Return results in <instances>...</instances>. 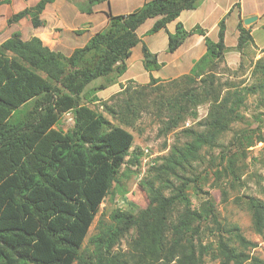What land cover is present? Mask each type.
I'll list each match as a JSON object with an SVG mask.
<instances>
[{"label":"trees","instance_id":"16d2710c","mask_svg":"<svg viewBox=\"0 0 264 264\" xmlns=\"http://www.w3.org/2000/svg\"><path fill=\"white\" fill-rule=\"evenodd\" d=\"M54 1L39 0L16 12L10 21L29 16L34 27L45 26L41 13ZM106 1L110 0H87L81 10L92 13L94 5ZM200 2L145 0L131 12L110 13L108 23L70 55L51 48L37 35L23 39L20 31L0 42V264H207L208 256L218 264H264L249 252L256 243L238 225L219 220L212 198L199 210L187 193L193 180L185 172L200 161L201 148L215 145L231 122L239 119L247 93L264 94V48L253 65L257 83L243 88L234 85L224 94L218 88L217 69L228 49L226 16L219 23L217 41L206 29L187 30L180 21L175 32L168 31L169 22ZM9 3L0 0V6ZM234 7H239L238 1ZM154 17L149 33L165 29L168 52L176 51L194 33L204 36L206 52L188 74L176 80L177 91L154 101L167 132L177 128L190 110L197 116V106L208 102V115L199 122L205 128L183 131L191 140L172 145L162 163L153 167L161 185L145 182L150 192L147 207L137 212L116 209L108 220L100 217L86 242L123 167L138 166L143 154L129 129L89 104L99 101L97 92L127 71V60L139 43L144 67L148 71L161 68L157 55L138 34L139 27ZM237 29L242 64L254 38L242 19ZM97 79L103 82L93 85ZM160 81L150 75L149 84ZM29 101L33 107L28 115L14 120L15 112ZM104 107L121 123L134 125L133 97L119 109ZM67 112L73 113L74 126L64 131L57 125ZM262 138L259 135L258 141ZM248 139L250 146L254 139ZM235 164L229 161L233 173ZM245 198L254 230L264 235V200ZM207 222L219 230L210 242L203 241L202 226ZM124 238L126 247L121 245Z\"/></svg>","mask_w":264,"mask_h":264},{"label":"rangeland","instance_id":"374dc122","mask_svg":"<svg viewBox=\"0 0 264 264\" xmlns=\"http://www.w3.org/2000/svg\"><path fill=\"white\" fill-rule=\"evenodd\" d=\"M70 3H78V0H67ZM144 0H113L111 9L113 13H127L142 5ZM36 0H12L9 4L0 6V42L8 38L14 31H20L24 39H29L44 31V36L50 38V34L44 29L35 28L29 16L20 21H10L12 16L25 8L33 5ZM69 4V3H66ZM52 6V5H51ZM68 6V5H67ZM53 7H49L46 19L58 22L63 29H56L46 44L51 48L60 50L66 55L83 46L90 36L89 31L80 34L81 29L71 30V26L81 22L83 17L76 16L73 11H67L59 21L54 17ZM109 10V9H108ZM251 24V23H250ZM250 24H246L249 26ZM152 26V21H147L138 32L143 35ZM231 26V25H230ZM43 28V27H42ZM45 28V27H44ZM163 33H152L146 35L143 39L149 47L155 51H162L167 46V36ZM257 43L264 44V27L255 33ZM264 48V47H263ZM254 46L246 50L242 64L235 68L229 67L226 60L218 66L217 74L219 77V86L222 94L228 89L249 86L257 83L259 80L253 75L254 62L263 56L262 49ZM259 55V56H257ZM142 43L133 48V54L130 61V73L139 70L140 75H145L142 61L143 58ZM176 78L162 79L153 85L138 82L133 78H117V82L109 85L106 89L97 92L99 101L90 103L94 109L103 112L110 120L121 124L129 129L135 136V146L142 149L140 164L131 169L123 167L118 182H115L110 193L103 201L100 212L97 215L93 225L90 228L86 242L89 237L95 233L97 222L100 217L108 220L110 214L116 209H122L137 212L147 207L150 201L149 187L145 182L154 180L156 185L160 186V179L155 173L154 166L162 163V157L170 152L174 144H184L191 140V136L185 134L188 128L202 131L204 126L199 122L204 120L209 112V103L203 102L197 106V116L192 112L188 113L186 118L180 122L179 126L169 132L165 130L162 121L161 110L156 106L154 98L168 96L177 91L179 87ZM146 78V76H144ZM173 81H175L173 83ZM103 79H97L93 85H98ZM176 85V88H175ZM133 97L136 112L134 114L135 123L133 126H127L121 123L120 119L115 118L106 111L104 105L113 106L119 109V105L125 103L127 98ZM141 98L142 100H140ZM143 106V107H142ZM33 107V102L29 101L21 106L14 114L13 119L19 120L25 118ZM239 119L231 122L230 128L224 131L215 141V145H204L201 150L200 161L194 163L191 171L185 174L193 181L187 189L193 207L201 210L206 204L208 198H212L217 211L219 220L226 225H238L241 232L251 241L256 243L249 252L264 260V235L258 234L252 224V213L246 204V196H256L264 200V94L247 93L245 105L239 111ZM74 126L72 112L63 115L58 128L68 131ZM259 135L262 139L258 141ZM252 136L254 143L248 146ZM240 141L241 145L234 144ZM148 149V152H146ZM236 162L234 173L228 167L229 161ZM203 241L210 242L214 239V234L219 232L211 222L203 224ZM121 245L126 247L127 238L121 241ZM207 264H218L211 256L207 257Z\"/></svg>","mask_w":264,"mask_h":264},{"label":"crops","instance_id":"0c3cea01","mask_svg":"<svg viewBox=\"0 0 264 264\" xmlns=\"http://www.w3.org/2000/svg\"><path fill=\"white\" fill-rule=\"evenodd\" d=\"M38 1L39 0H36V2L33 5H35ZM78 1H79L78 3H70L67 0H55L54 2L48 3L44 11L41 13V18L45 20L46 25L37 28H41V30L45 29L50 34V38H51L52 36H54L53 34L50 33L51 31L55 33L56 29L58 28L63 29V27L58 22L50 21L49 19L44 18L45 14L48 13L49 7L51 8L53 7L52 9L53 15L55 18L58 19V21L62 17H64L67 11H73V13H75L76 16L83 17V19L77 25L71 26L70 29L72 31L81 29L80 30L81 32H79L80 34L89 31L90 33V36L88 37L89 40L90 37L96 31L100 30L108 23L110 13L113 15L123 14V13H113L111 9L112 7L111 3L113 0L94 5L92 13H87L81 10V7L87 6V0H78ZM237 1L239 2V7H234V9H232ZM30 6L27 5L25 7H30ZM224 16H226L225 44L228 47V49L224 54V57L227 65H229V67L235 68L241 62V58H242L241 52L236 48L238 43V36H239L237 25L240 19L243 20L244 26L251 30V34L253 35L254 38L253 47L254 46H258L259 48L264 47V44L257 43L255 37L256 31L264 27V0H201L197 8L190 10H183L180 16L176 20L168 23L167 29L172 33L175 32L176 25L180 21L184 24L187 30H191L196 27H202L206 29L209 36L214 41H217L219 34V23ZM251 16H256L257 19L253 21L249 26H246V24L244 23V19ZM156 19L157 17L149 18L147 21L151 20L153 26ZM144 24H142L140 27H142ZM140 27L139 29H141ZM151 27L143 35H141L138 32L140 38L143 41H144L143 38L146 35L150 34L149 30L151 29ZM155 33L166 34L165 36H167V40H168V33L165 29H161ZM43 34L44 31L40 32L37 36H39L46 44L47 42H49L50 38L48 37L46 38ZM150 50L152 53L157 55V59L159 63L163 64L160 69L148 71L144 67V60H143L142 65L144 71L146 72V74L143 75V77L142 75H140L141 73L140 68L139 70L136 71V73L135 71H133V73L128 74L130 72V69L132 68L129 61L132 57L131 55V57L127 60L128 69L121 77L123 79L133 78L136 79L138 82L146 83L150 81L151 74L154 77L160 79L176 78L180 75L188 74L191 71L195 61L198 60L206 52V44H205L204 36L194 33L188 36L185 39L184 43L174 52H168L167 46L162 51H155L151 48ZM144 76H146V78H144Z\"/></svg>","mask_w":264,"mask_h":264},{"label":"water","instance_id":"95a60500","mask_svg":"<svg viewBox=\"0 0 264 264\" xmlns=\"http://www.w3.org/2000/svg\"><path fill=\"white\" fill-rule=\"evenodd\" d=\"M256 19H257L256 16L247 17V18L244 19V23H245V24H250V23H252L253 21H255Z\"/></svg>","mask_w":264,"mask_h":264},{"label":"built area","instance_id":"2783aa9c","mask_svg":"<svg viewBox=\"0 0 264 264\" xmlns=\"http://www.w3.org/2000/svg\"><path fill=\"white\" fill-rule=\"evenodd\" d=\"M263 131H264V128H263ZM261 144H264V140L261 142ZM146 152H148V149H146Z\"/></svg>","mask_w":264,"mask_h":264}]
</instances>
